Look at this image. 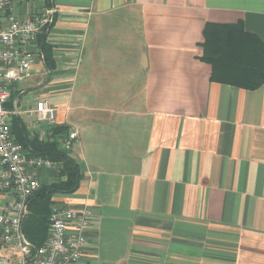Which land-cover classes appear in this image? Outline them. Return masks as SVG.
<instances>
[{"label":"crops","instance_id":"1","mask_svg":"<svg viewBox=\"0 0 264 264\" xmlns=\"http://www.w3.org/2000/svg\"><path fill=\"white\" fill-rule=\"evenodd\" d=\"M51 6L53 66L41 49L12 87L10 120L44 141L79 130L65 151L80 186L51 204L93 210L77 264H264V83L213 80L201 59L207 23H242L264 42V0H16L12 12ZM41 100L55 125L30 123Z\"/></svg>","mask_w":264,"mask_h":264},{"label":"built area","instance_id":"2","mask_svg":"<svg viewBox=\"0 0 264 264\" xmlns=\"http://www.w3.org/2000/svg\"><path fill=\"white\" fill-rule=\"evenodd\" d=\"M16 0H0V197L11 196L0 209V247L10 250L0 255V264H77L89 242L87 231L94 216L90 207L53 205L49 217V235L36 248L26 237L23 224L30 213V200L41 188L40 170L55 174L63 169L61 162L42 156L28 158V150L16 140L10 120L12 87L32 75L33 66L44 59L39 46L42 34H48L56 22L58 9L43 7L29 19L12 12ZM57 109L48 101H38L30 123L56 124ZM77 128H70L58 139L59 147L69 150L79 141Z\"/></svg>","mask_w":264,"mask_h":264},{"label":"trees","instance_id":"3","mask_svg":"<svg viewBox=\"0 0 264 264\" xmlns=\"http://www.w3.org/2000/svg\"><path fill=\"white\" fill-rule=\"evenodd\" d=\"M48 1V0H47ZM39 46L45 54L48 67L53 66L52 48L46 43V34L39 38ZM203 56L201 59L212 64V79L247 89H256L264 83V42L253 33L247 32L242 23H207L204 29ZM17 94L11 92L8 109L13 108ZM16 140L29 152L28 158L42 156L61 162L63 169L59 177L66 180L42 184L30 200V214L24 221L23 231L28 240L41 247L49 235V217L55 194L73 193L80 186L83 175L75 158L59 147L58 139L44 141L31 136L26 124L18 116L11 117ZM69 127L54 128L53 133L67 134Z\"/></svg>","mask_w":264,"mask_h":264}]
</instances>
